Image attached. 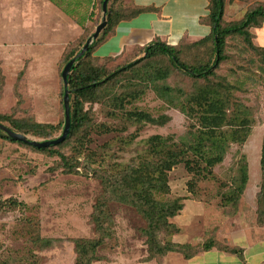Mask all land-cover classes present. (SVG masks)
I'll use <instances>...</instances> for the list:
<instances>
[{"label":"rangeland","instance_id":"374dc122","mask_svg":"<svg viewBox=\"0 0 264 264\" xmlns=\"http://www.w3.org/2000/svg\"><path fill=\"white\" fill-rule=\"evenodd\" d=\"M184 1L170 0L169 5L181 10L193 6L191 0ZM117 3L126 4L123 0H109L107 6L114 7ZM197 6L198 13L202 12L201 3ZM243 12V3H226L224 18L239 19ZM20 13V5L15 0H0V115L9 117V120L0 119V123L10 126V120H15L51 124L58 128L48 137L26 135L37 140L52 139L62 131L60 72L66 63L64 57L69 55L66 53L74 45L73 39L67 43L72 44L67 50L24 43L31 38L5 32L10 21L14 26L19 25ZM176 19L190 23L194 20L180 15ZM251 31L256 33L253 42L264 46L257 29ZM46 36L43 33L41 37ZM192 41L182 39L179 44L182 51L191 54ZM226 52L228 58L221 63L217 74L233 85L230 109L240 103L250 111V133L244 143L230 145L223 161L213 167V178L195 176L181 163L167 172L168 191L153 193V197L163 203L176 201V205L183 204L185 209L168 217L166 223L162 222L154 237H150L152 242L139 206L119 199L121 187H104L105 178L116 183L125 170L129 171L146 157L149 137L160 135L177 140L193 123L192 118L159 96L151 85H137L144 92L132 103L125 104V108H137L155 118L165 117L162 124L126 119L124 109L108 101L107 94L100 100L84 103L87 124L78 134L83 138L81 151L84 152L77 158L81 164L75 171L68 172L57 154L0 137V264H26L31 259L37 264H74L73 239L99 236L93 220L97 204H103L101 222L105 227V240L96 250L98 260L91 264H180L179 258L184 262L182 253L166 252L157 260L148 258L149 247L170 244L173 239L188 241L197 247L211 238L219 245H228L238 232L254 233L264 224V218L263 222L257 220L262 182L259 158L264 132V63L237 36L228 39ZM151 62L152 67L169 68L166 57L161 55ZM122 63L116 60L105 65L112 71ZM166 84L181 87L184 92L193 87L190 79L178 71H171ZM125 86L126 78H120L113 90L120 92ZM72 95L70 91V107ZM103 127L110 131H102ZM132 135L134 138L129 142ZM78 146L74 136L58 149L73 158ZM86 154L92 155V163L86 161ZM242 155L248 165L245 189L236 201L223 204V194L232 187ZM146 159L150 160V156ZM40 239L51 242L45 244Z\"/></svg>","mask_w":264,"mask_h":264},{"label":"trees","instance_id":"16d2710c","mask_svg":"<svg viewBox=\"0 0 264 264\" xmlns=\"http://www.w3.org/2000/svg\"><path fill=\"white\" fill-rule=\"evenodd\" d=\"M103 0H98L101 9ZM235 0H207V13L199 18V23L208 26V33L193 39L190 49L193 51L187 54L182 51L179 45L183 36L175 43H169L155 37L147 44L137 47L133 52L125 55L100 57L95 54L96 47L106 40L116 24L125 19H130L144 11L157 10L156 8L140 7L131 3H117L111 7L107 6L106 24L95 40L88 46L87 50L78 57L68 74V88L73 92L71 97V125L68 136L59 144L46 148H40L50 153L57 154L68 172L75 171V167L81 164L78 156L83 154V138L78 137L82 127L86 126L87 113L83 110L85 102L100 100L107 94L108 101H112L119 109H124L126 119L134 122H148L162 124L165 117H153L146 111L132 108L126 110L125 104L132 103L144 92L138 88L139 84L151 85L155 92L163 97L172 106L179 108L187 117L193 119L185 133L177 140L160 135L149 137L146 157L129 171H124L116 183L105 178L104 187L118 186L123 189L119 199L139 206L140 211L147 220L146 233L148 237H154V232L168 217L175 216L181 210L183 204L176 201L160 202L154 199L153 193L167 192V172L179 163L184 168L202 179L213 178L212 169L220 164L232 143L242 144L250 133L251 118L250 111L240 103L230 109L233 104V85L217 74L221 63L227 60V41L230 37L237 36L243 41L246 48L256 55L264 63V47L253 42L255 37L251 31L253 28L263 26L264 23V0H238L243 3L244 12L239 19L227 20L224 18V7L226 3ZM117 6V7H115ZM115 8V9H113ZM99 23L96 20L92 26ZM94 28V27H93ZM92 27L72 42L78 45L67 44L65 62L71 59L83 46L86 39L92 33ZM65 52V51H64ZM161 55L166 57L169 68L152 67V60ZM123 62L110 71L105 63ZM103 62V63H98ZM171 71H178L181 75L190 79L192 89L188 92L181 87H173L166 84ZM120 78H126L127 87L120 92H114L113 88ZM103 96V97H101ZM112 96V97H110ZM115 97V98H114ZM7 115H0V119L9 120ZM163 119V120H162ZM0 120V121H1ZM10 127L14 131L34 136L48 137L58 127L47 123L10 120ZM102 131L108 132V127ZM77 138L78 148L73 158L68 157L58 148L72 137ZM0 137L11 142H18L8 137L0 130ZM134 135L129 136L128 141L133 140ZM20 143V142H19ZM148 156V157H147ZM150 160L146 159L149 158ZM86 161L90 164L93 157L86 154ZM71 162V163H70ZM259 166L261 171V184L258 193V222L264 218V132L261 142ZM248 180V165L244 155L240 157V164L237 167V176L234 178L230 190L223 194V204L236 201L243 193ZM107 190V189H106ZM98 213L94 212L93 220L98 237L93 239H73L76 257L74 264H91L98 260L96 250L104 243L105 227L101 222L104 217L103 204L96 205ZM262 224V223H261ZM264 224L260 225L263 226ZM173 227V225H170ZM177 231V229H175ZM178 232V231H177ZM175 232V233H177ZM151 240V239H150ZM42 243L50 244V240L40 239ZM152 242V240H151ZM216 246L225 251L237 253L239 248L219 245L215 239L205 241L194 247L188 242H174L170 244H157L149 247V257H156L159 260L166 252L174 251L183 254L187 259L201 250H207ZM155 254L160 256H155ZM26 264H37L35 259L26 261Z\"/></svg>","mask_w":264,"mask_h":264},{"label":"crops","instance_id":"0c3cea01","mask_svg":"<svg viewBox=\"0 0 264 264\" xmlns=\"http://www.w3.org/2000/svg\"><path fill=\"white\" fill-rule=\"evenodd\" d=\"M171 1L176 3L177 0ZM186 1L189 0L184 2ZM191 1L193 6L181 10V7L174 8L175 5L171 7L170 0H123L126 4L131 3L140 7L152 6L157 10L144 11L130 19L119 21L106 40L96 47L95 54L100 57L125 55L147 44L155 37L175 43L183 36L196 39L207 34L208 26L199 23V18L207 13V0ZM15 2L20 5L21 10L19 25L14 26L10 21L7 26L9 28L4 31L23 34L31 38L24 43L42 44L50 49L65 48L70 40H74L88 28L94 27L92 29L94 30L95 26L92 24L96 20L100 22L102 18L98 0H15ZM234 2L240 3L235 0L231 4ZM200 3L202 12L199 10L200 13H198L197 5ZM172 10H179L180 13H173ZM178 15L188 18L189 21L193 17L194 20L192 23L185 19L177 20ZM253 29H257L258 36L264 39V23L263 26ZM252 32L256 38V33ZM43 33L48 36L41 37ZM182 209H185V206ZM258 227L254 233L238 232V235L228 242L229 247L239 248L237 253L211 246L190 258L182 257L184 262L179 258L178 262L180 264L181 262L183 264H264V225ZM236 237L239 238L237 241ZM242 238L244 240L241 241ZM246 238H250L253 242L250 243ZM173 241L188 242L177 239Z\"/></svg>","mask_w":264,"mask_h":264},{"label":"water","instance_id":"95a60500","mask_svg":"<svg viewBox=\"0 0 264 264\" xmlns=\"http://www.w3.org/2000/svg\"><path fill=\"white\" fill-rule=\"evenodd\" d=\"M109 0H103L101 5L102 10V18L98 25L95 27L92 34L87 38L84 45L80 48V50L71 58L69 59L63 66L60 76L62 80V107H63V126L60 135L52 139H44V140H37L31 139L27 135L14 131L7 125L0 123V130L4 132L8 137L25 143L29 144L36 148H45L53 145H57L61 143L67 136L70 130L71 125V114H70V93L68 88V74L73 66L75 60L80 57L88 48V46L95 40L99 34V32L104 28L106 24V13H107V3Z\"/></svg>","mask_w":264,"mask_h":264}]
</instances>
